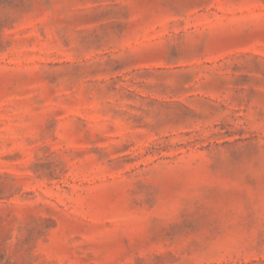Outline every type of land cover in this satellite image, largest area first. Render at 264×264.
Returning <instances> with one entry per match:
<instances>
[{"label":"rangeland","instance_id":"rangeland-1","mask_svg":"<svg viewBox=\"0 0 264 264\" xmlns=\"http://www.w3.org/2000/svg\"><path fill=\"white\" fill-rule=\"evenodd\" d=\"M0 264H264V0H0Z\"/></svg>","mask_w":264,"mask_h":264}]
</instances>
